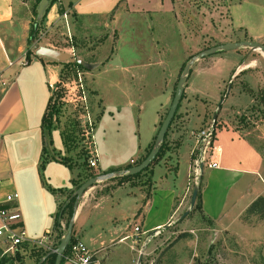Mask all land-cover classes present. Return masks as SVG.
Here are the masks:
<instances>
[{"label": "crops", "instance_id": "crops-1", "mask_svg": "<svg viewBox=\"0 0 264 264\" xmlns=\"http://www.w3.org/2000/svg\"><path fill=\"white\" fill-rule=\"evenodd\" d=\"M35 2L0 0V206L20 212L28 244L44 237L47 243L54 240V216L58 203L65 197L61 192L51 193L42 181L53 189L69 191L82 177L76 166L69 168L55 160L45 163L42 177L39 172L43 146L41 120L52 95L49 84L57 83L58 65L69 60L41 54L39 49L48 48L82 62L71 63L86 70L84 75L95 96L94 115L98 122L105 111L112 116L107 107H116L115 101H104L102 84L103 89L123 90L125 96L120 106L131 113V126L126 129V122L121 124L112 116L113 130L119 134L126 129L130 135L127 144L130 156L116 157L112 153L109 159L100 157L99 160L91 133L90 154L97 159L93 169L97 174H104L137 164L153 143L163 110L170 105L169 87L176 60L170 62L166 56L169 51L160 48L153 34L154 26L170 29L173 44L169 46L177 57L189 56L186 47H190L191 38L189 44L181 45L180 31L190 36L192 30L188 20L185 23L180 20L183 8L175 0H56L39 25L47 31L63 23L71 44L60 45L63 38L61 43H53L56 45L33 42L26 59V37ZM62 5L66 9L60 13ZM228 9L230 27L242 32V37L235 40L264 45V0H232ZM70 14L80 22V27L75 24V32L81 28L98 36L100 41L96 46L75 43L74 47V32L68 23ZM235 40L229 38L218 44ZM217 53L196 60L191 66L183 93L186 95L189 89L192 94L187 96L184 106L186 110L193 103L205 105L202 99L212 101L217 90L225 86L226 76L240 75L232 101L221 108L215 119L218 167H203L199 177L201 214L211 219L213 226L223 231L234 228L233 232L238 234L239 229L246 228L242 220L246 208L256 198H264V119L235 124L229 121V116L250 106L255 90L264 86V54L241 48ZM115 69L119 71L116 81L104 79L100 83L103 74ZM167 141L168 149L147 171L150 179L146 190L139 179L119 182L114 178L83 194L73 216L74 239L95 251V247L102 248V238L107 239L108 235L126 243L133 235L148 237L177 221L189 207L195 184L191 175L193 140L183 131L172 130ZM52 142L55 151L62 150L57 132H52ZM13 192L18 194L17 200L3 203L5 195ZM132 224L139 226L138 235L130 233Z\"/></svg>", "mask_w": 264, "mask_h": 264}, {"label": "rangeland", "instance_id": "rangeland-1", "mask_svg": "<svg viewBox=\"0 0 264 264\" xmlns=\"http://www.w3.org/2000/svg\"><path fill=\"white\" fill-rule=\"evenodd\" d=\"M175 1L182 4L181 8L183 9L181 10L180 17H183L180 18V20L183 21V23L188 20L191 25L192 30L189 32L190 36L185 32L184 35L182 31H180L183 35L181 37V45L189 44V37L191 38L190 47H186V51H189V56L177 57V54L176 56L172 54L171 49L173 48H170V46L173 44V40L171 39L172 33L169 28V30H161L157 25L153 28V34L159 40L160 48L169 51V53H166V56H168L167 58L170 62L176 60V70L173 81L169 87L170 99L173 96L182 69L191 56L202 49L218 44L220 41H225L229 38L235 40L242 37V32L231 28L229 24L228 6L231 4L232 0ZM64 9H66V7L62 5V11ZM34 20L35 16L33 13V18H31L29 27ZM68 23L72 32H74L72 34V43L74 47L75 43H77L78 46H83L86 43L94 47L100 41L97 35H91L92 33L90 30L86 32V30L79 28V30L75 32V24L77 23V27H80V22L76 21L71 14L68 16ZM62 24L63 23L55 30L47 31L40 25L37 27L38 30L34 26L36 32L34 31L33 35H36V38L33 39V42H37L41 45L46 43L53 44L55 41H60L63 38L64 41L62 43L60 41V45H70L71 39L67 36L65 25ZM200 34H202V38L199 37ZM198 37L199 39L197 40ZM65 38L67 39L66 42ZM184 38L185 40H183ZM176 44L175 42V46ZM26 46L30 49L33 47V45L27 44V39ZM241 50L249 49L247 47H242ZM217 54L222 53L218 52ZM67 63L71 62L67 60L65 65H58L57 67L58 81L51 97V106L57 109L51 116V140L52 132H57L63 147L62 150L54 151L53 147L51 148V145L49 146L46 141L48 150L46 158L56 156V158L71 159L72 166H76L79 169L80 175H82L87 172V168L93 170L87 167V160L91 156V133L93 134L94 149L96 150L99 160L100 157H102V159H109L112 153L115 154L116 157L130 156L127 149L130 135L127 133L126 129L128 126H131V113L120 106L125 96L124 92H122L123 90L115 87H106L103 89L104 84H102V96L104 97V101H115L116 106L107 107V110L111 111L113 118L120 120L121 124L122 122H126L124 123L126 129L121 128V130L123 129L121 133L116 134L113 130L115 123L113 122L111 114L107 111L104 112L103 117H101L100 122H98L96 114L94 115L95 105H93V101L95 96L87 84V77L84 75V71L86 70L83 68L76 69L74 65L67 66ZM210 63L212 66H217V64L214 65L215 62ZM191 71L192 68L188 72L187 79L191 75ZM107 72L108 73L103 74L100 83L104 82V79L105 81L107 80V82H114L118 79L119 71L117 69ZM240 78V75L234 78L226 76L224 79L225 86L217 90L218 93L214 95L215 98H213L212 101L207 102L205 99H202L206 106L203 103H193L186 106L185 110L184 105L189 98L187 96L192 94V90L188 89L186 95L185 93L182 95L176 117L169 131H183L184 135L186 134V136L191 138V131L209 126L213 121V114L216 112V115H218L221 108H225L226 105L232 101L234 90L237 86L236 82H238ZM187 79L184 86H187ZM201 80H203L202 77ZM196 81H198V79ZM229 84L231 92L229 93V89L228 96L226 95L227 97H224ZM82 95L85 99L80 101L79 97H82ZM191 97H193V95H191ZM253 97L254 102L245 109H240L239 113L230 114V112H228L230 114V122H234L235 124H251L252 122L264 119V86L255 90ZM221 100V105L217 107L218 102ZM167 110L168 106L163 110L162 120ZM93 124L95 130L92 131ZM148 178V173L144 172L134 179H139V183L146 190L149 185ZM110 180H114V178L97 182L92 187L97 186V188H99L98 186H102ZM194 185H196V183ZM180 217L181 216L178 217L177 221L171 223L160 232L152 233L148 235V237L131 235L132 237L129 238V240L124 241L126 243L118 242V238L113 239L114 235H108L107 239L103 237L104 243L101 249H97L94 244L99 264H138L139 254H142L139 264H264V220L258 219L256 216H248L246 222L243 220V223L240 220L245 224L244 226L246 228L239 229V233L235 234L233 232L234 228L223 231L216 226L210 225L202 218L201 212L197 209L193 210L192 208L187 216L184 218ZM131 227H129V230H131ZM62 228H65V221H63ZM130 233L133 234L134 231L131 230ZM49 239L51 240V238ZM53 241V238L51 241H48L47 246H51ZM96 244L98 247V242H96ZM33 246L36 247L38 245L30 244L23 253L26 264H35L34 258L30 256L29 253L30 248H34ZM2 255L4 254L1 252L0 256ZM64 264L71 263L65 262Z\"/></svg>", "mask_w": 264, "mask_h": 264}, {"label": "trees", "instance_id": "trees-1", "mask_svg": "<svg viewBox=\"0 0 264 264\" xmlns=\"http://www.w3.org/2000/svg\"><path fill=\"white\" fill-rule=\"evenodd\" d=\"M40 0H36L34 8H33V13L35 16V20L34 22H32L30 24L29 27V32H28V37H27V44L28 45H33V39L36 38V35H33V32L36 30H34V26L36 27V29L38 30V26L39 24L42 22V20L44 19V16L48 10V8L50 7V5H52L54 2H56V0H49L48 4L46 5L42 15L40 17H37L36 15V9H37V5L39 3ZM60 13L62 12V9H60ZM38 20V22H37ZM31 54V49L27 48L26 53H25V58L29 59V56ZM62 65H65V63H63ZM67 66H75L76 69L78 68H83L81 65L77 64V63H67ZM183 95V94H182ZM51 97L52 95L49 97V101L46 107V110L42 116V120H41V130H42V137H43V146H42V152H41V159L39 161V172L41 173V177H42V170H43V166L45 165V163L47 161L50 160H55L58 161L60 163H62L63 165L72 168V164H71V159H66V158H56L55 157H47L48 154V150L46 147V141L49 144V146L51 145L52 148V140H51V116L52 114L57 110L54 108V106H51ZM182 99V97H181ZM181 101V100H180ZM180 104V102H179ZM179 104L177 107V110L179 108ZM177 110L174 114V117L172 118L170 125L168 126L167 132L164 136L163 142L161 143L160 149L155 157V159L153 160V162L146 167L145 169H143L140 173H137L135 175H124L121 177H117L119 182H123V181H128V180H132L134 178H137L138 176H140L142 173L147 172L149 167L156 162L164 153L165 151L168 149V141H167V135H168V131L170 130V127L176 117V113ZM153 143L149 146L146 154L137 162V164L147 155V153L150 151L151 147H152ZM55 151V150H54ZM88 161V160H87ZM87 167H89L88 162H87ZM130 167V166H128ZM127 167V168H128ZM91 168V167H90ZM93 169V168H92ZM97 173L89 168H87V172L84 174H82L80 177V179H78L77 181H75L74 184V188L69 190V191H63V190H56L51 188L50 186L46 185L44 180L41 181L43 182V185L51 192V193H56V192H61L63 194H65L64 199L58 203V207H57V211L55 213L54 216V232H55V237H54V241L51 244V246H48V249H44L43 247H39V246H33L34 248H30V256H32L34 258L35 264L36 262L46 256V254L49 252V250L54 249L56 247V245L58 244L59 240L61 239V237L64 234L65 228L67 226L68 221L70 220V218L72 217V208H73V201L74 198H70L71 194L74 192V190L86 179L96 176ZM150 179V178H148ZM149 183V181H148ZM201 191H202V182L199 180L198 182V190H197V194H196V198H195V202H194V206H193V210L197 209L201 212V207H202V203H201ZM64 204V207L62 208V205ZM61 219L60 221H58L57 217L59 214V211L61 210ZM248 216H256L258 219L264 220V198L262 197H258L256 198L245 210L243 216H242V220H244L245 222L247 221V217ZM202 218L208 222L210 225H213V221L205 216L202 215ZM64 220L65 221V228H61V221ZM74 240V236L73 234L71 235V239L69 241L72 242ZM33 244V243H32ZM30 244H28L27 242L22 243L18 246L17 250L14 252L13 255H2L0 256V264H26L25 260H24V255L23 253L26 251V249L28 248ZM68 248L69 246L66 247L64 253H63V257L61 258L60 264H64L65 262V256L68 252ZM1 250H0V254H1ZM54 258L55 255L54 254H50L48 256H46V258L44 259V261L41 264H53L54 263Z\"/></svg>", "mask_w": 264, "mask_h": 264}, {"label": "water", "instance_id": "water-1", "mask_svg": "<svg viewBox=\"0 0 264 264\" xmlns=\"http://www.w3.org/2000/svg\"><path fill=\"white\" fill-rule=\"evenodd\" d=\"M48 1L49 0H40L39 1L37 9H36L37 17H40L42 15L46 5L48 4ZM242 47H247L249 50H259L260 52H262L264 54V45L263 44L256 42V41H247L246 40V41L227 42V43H223V44H217V45L205 48V49L197 52L196 54H194L193 56H191L188 59V61L185 63V65L182 69V72H181V74L177 80L170 105L168 107V110H167L163 120L161 121L159 129H158L156 136L154 138L153 145H152L150 151L147 153V155L138 164H135V165L130 166L128 168H125L123 170H114V171H110V172H107L104 174H98L96 176H93V177H90V178L84 180L71 194L70 198H74L73 208H72V211H73L72 217L68 221L67 226H66L65 231H64V234L61 237V239L59 240L56 247L54 249L49 250V252L46 254V256H48L50 254L55 255L53 264H60L61 258L63 257V253L69 244V241H70L71 235H72V229H73V222H74L73 216H74V213L76 212L79 200L83 196V194L86 192V190L89 189L90 187H92L95 183L100 182V181H105V180H109L112 178L121 177L124 175H130L131 176V175H135L137 173H140L143 169L148 167L153 162V160L155 159V157H156V155L160 149L161 143L163 142V139H164V136L167 132L168 126L170 125V122H171L172 118L174 117V114L177 110L178 104L181 100V97H182V94L184 91V84L186 82L188 72L190 71V68L193 65V63L196 60H199L201 58L213 55V54L220 52V51L236 50V49H239ZM39 52L41 54L52 55L54 57H58L59 59L68 58L69 62H77L79 64H82V62L80 60L75 61L74 58H72V57H67L66 55H64L62 53H58V52L51 50V49H48V48H40ZM229 89H230V84L228 85L227 92L224 95V97L228 94ZM221 103H222V100L220 102H218L217 107H219L221 105ZM215 119H216V112L212 116V120L215 121ZM197 190H198V184L193 186L191 196H190V200H189V207L184 211V213L181 215L180 218H184L185 216H187V214L193 208L195 198H196V194H197ZM63 207H64V204L62 205V208ZM62 208L59 211V214L57 217L58 221H60V219H61ZM46 256L40 258L36 262V264H41L44 261V259L46 258ZM141 258H142V254H139L138 261H137L138 264L140 263Z\"/></svg>", "mask_w": 264, "mask_h": 264}, {"label": "built area", "instance_id": "built-area-1", "mask_svg": "<svg viewBox=\"0 0 264 264\" xmlns=\"http://www.w3.org/2000/svg\"><path fill=\"white\" fill-rule=\"evenodd\" d=\"M56 84H49V89L52 94L55 91ZM80 101L85 97H79ZM76 101V100H75ZM76 104V103H75ZM190 136L193 140L191 149L192 156V178L197 184L203 167L216 168L218 161L215 153L217 146L215 145V121H212L209 126L196 131H191ZM91 153V152H90ZM88 165L91 168L96 167L97 159L95 156L88 158ZM133 163V161H131ZM18 194L16 192L5 195L3 203H13L17 200ZM133 231L136 235L140 233L138 225H134ZM46 237L35 241L33 244L48 249ZM0 242L2 253L13 255L18 246L27 242L26 233L21 225V214L14 208L0 206ZM68 252L65 261L71 264H99L96 252L90 250L81 240L75 238L68 244Z\"/></svg>", "mask_w": 264, "mask_h": 264}]
</instances>
